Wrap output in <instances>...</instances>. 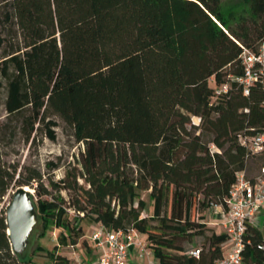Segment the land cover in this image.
Returning a JSON list of instances; mask_svg holds the SVG:
<instances>
[{
    "label": "trees",
    "instance_id": "1",
    "mask_svg": "<svg viewBox=\"0 0 264 264\" xmlns=\"http://www.w3.org/2000/svg\"><path fill=\"white\" fill-rule=\"evenodd\" d=\"M245 1L250 19L224 13L221 0H0L7 111L29 109L27 137L45 129L53 141L56 124L46 121L60 116L85 146L78 168L50 183L68 191L70 201L35 203L40 239L52 223L78 236L74 212L108 229L138 230L158 264L223 259L228 236L209 234L204 218L193 214L215 206L227 211L237 173H246L249 160L264 159L238 142L239 135L264 129V81L249 96L232 84L214 102L209 84L242 75V48L257 50L264 40V0ZM212 145L221 153L213 154ZM16 173L3 165L0 147V264H38L28 250L13 253L1 205L14 183H37L39 196L50 193L40 173L25 181ZM144 193L149 217H143ZM199 241V258L190 256ZM244 244L243 264H264L263 232L248 226ZM48 256L53 264H70Z\"/></svg>",
    "mask_w": 264,
    "mask_h": 264
},
{
    "label": "rangeland",
    "instance_id": "2",
    "mask_svg": "<svg viewBox=\"0 0 264 264\" xmlns=\"http://www.w3.org/2000/svg\"><path fill=\"white\" fill-rule=\"evenodd\" d=\"M221 5L222 10L226 14L231 11L237 16L245 14L247 19H250V4L245 0H221ZM237 23V20H234L230 23V26L233 29H237ZM219 25L221 26V24ZM248 25H251V23ZM222 28L229 34L226 28ZM238 44L243 46L241 42H238ZM209 84L210 88L215 90L214 81L210 80ZM7 100L8 83L0 75V147L3 165L12 173L16 170V179L20 177V181L28 180L34 172H38L43 176V185L45 188H48L50 194L39 196L37 183L33 187H29L32 190V196L36 204L39 201L57 200L59 196L68 203L70 201L69 192H59L53 189L50 183L59 182L66 176L67 172L78 168V157L84 152L85 146L76 141L74 129L57 115H51L46 121H52L56 124L55 127L51 128L56 137L54 141L48 137L45 129L34 132L31 138H28L27 134L30 131L27 129V122L29 121L31 111L28 109L11 115L6 108ZM212 101L214 102L216 99L213 98ZM192 124L199 125L200 119L193 118ZM211 150L215 153L216 151H220L214 145L211 146ZM262 164H264V159L261 158L249 160L246 171L247 177L254 178L259 173ZM80 184L82 185L83 181L80 180ZM18 188L19 184L16 183L11 186L4 197L2 208L6 210ZM143 199L149 205L143 217H149L152 214L149 194L144 193ZM193 215L196 218H204L202 222L207 225L209 234L211 232L226 234V229L219 219V213L215 211L214 207L205 210L202 214L199 213V215L194 212ZM70 219L72 225L80 229L78 236H70L66 231L52 223L46 237L40 239L39 236L43 230V224L40 222L37 224L33 234L32 246L29 248V252L34 255L33 260L36 263L53 264L49 259L48 252L66 257L70 261V264H75L76 260L91 261L96 259L97 251L94 249L90 237L93 231L99 227V224L92 218L80 219L74 212L71 213ZM262 221L264 222V218ZM260 229H262L264 234V223H261ZM144 239H146L144 240V243L147 245L146 250L151 254L148 256L145 252H142L141 256L140 252H137V264L156 263V258L149 248L147 237L145 236ZM201 242L199 241L196 247L191 249H201ZM231 250L232 246L230 244L223 246L224 256H227Z\"/></svg>",
    "mask_w": 264,
    "mask_h": 264
},
{
    "label": "built area",
    "instance_id": "3",
    "mask_svg": "<svg viewBox=\"0 0 264 264\" xmlns=\"http://www.w3.org/2000/svg\"><path fill=\"white\" fill-rule=\"evenodd\" d=\"M239 58L244 73L229 75L227 83L215 88V99L227 94L232 84L241 88L245 96H249L251 88L264 81V40L257 50L242 48ZM238 142L248 151L249 155L264 156V129L256 135L241 134L238 136ZM219 152L216 151V153ZM212 153L215 152L212 151ZM225 202L228 207L227 211L221 206L214 208L219 213V219L228 236L223 246L230 244L232 250L215 264H243L242 252L245 246L246 229L248 226L260 229L264 217V166L253 179H249L245 172H238L236 182ZM79 214L84 216L83 213ZM144 237L134 228L113 230L99 224L90 237L97 251L96 259L76 260L75 264H128L129 257L134 251L140 252L141 256L142 252L149 256L151 253L146 250ZM260 249L264 251V246ZM189 255L199 258L200 250H192ZM149 264L156 263L150 262Z\"/></svg>",
    "mask_w": 264,
    "mask_h": 264
},
{
    "label": "water",
    "instance_id": "4",
    "mask_svg": "<svg viewBox=\"0 0 264 264\" xmlns=\"http://www.w3.org/2000/svg\"><path fill=\"white\" fill-rule=\"evenodd\" d=\"M28 186L19 187L6 209L7 234L16 254H23L38 223V213Z\"/></svg>",
    "mask_w": 264,
    "mask_h": 264
},
{
    "label": "crops",
    "instance_id": "5",
    "mask_svg": "<svg viewBox=\"0 0 264 264\" xmlns=\"http://www.w3.org/2000/svg\"><path fill=\"white\" fill-rule=\"evenodd\" d=\"M263 218H262V220H263ZM261 223H264V222L262 221ZM260 230L262 231V229H260ZM137 256H138L137 251L132 252L130 257H129V263L130 264H137V260H138ZM156 264H158L157 260H156Z\"/></svg>",
    "mask_w": 264,
    "mask_h": 264
},
{
    "label": "flooded vegetation",
    "instance_id": "6",
    "mask_svg": "<svg viewBox=\"0 0 264 264\" xmlns=\"http://www.w3.org/2000/svg\"><path fill=\"white\" fill-rule=\"evenodd\" d=\"M5 196H6V195H5ZM34 203H35V201H34ZM1 208H2V205H1ZM35 208H36V207H35ZM3 209H4V208H3ZM6 209H7V207H6ZM4 210H5V209H4ZM36 210H37V209H36ZM5 211H6V210H5ZM37 213H38V212H37ZM5 216H6V213H5ZM38 223H39V218H38ZM38 223H37V224H38ZM36 226H37V225H36ZM36 226H35V227H36ZM34 230H35V228L33 229L32 234H31V236H30V238H29L28 247H27V249L25 250V252H26L27 250L29 251V248H30V239H31V237H32L33 234H34ZM25 252H24V253H25ZM13 253H14V252H13ZM24 253H23V254H24ZM14 254H16V253H14ZM23 254H18V255H23Z\"/></svg>",
    "mask_w": 264,
    "mask_h": 264
},
{
    "label": "bare ground",
    "instance_id": "7",
    "mask_svg": "<svg viewBox=\"0 0 264 264\" xmlns=\"http://www.w3.org/2000/svg\"><path fill=\"white\" fill-rule=\"evenodd\" d=\"M27 189L32 193V190L29 187Z\"/></svg>",
    "mask_w": 264,
    "mask_h": 264
}]
</instances>
